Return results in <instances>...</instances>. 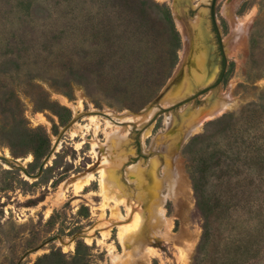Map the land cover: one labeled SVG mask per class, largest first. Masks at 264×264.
<instances>
[{"label":"rangeland","instance_id":"374dc122","mask_svg":"<svg viewBox=\"0 0 264 264\" xmlns=\"http://www.w3.org/2000/svg\"><path fill=\"white\" fill-rule=\"evenodd\" d=\"M211 2L0 0V264H264V0H216L220 38ZM204 8L213 78L125 122L193 80Z\"/></svg>","mask_w":264,"mask_h":264},{"label":"bare ground","instance_id":"6f19581e","mask_svg":"<svg viewBox=\"0 0 264 264\" xmlns=\"http://www.w3.org/2000/svg\"><path fill=\"white\" fill-rule=\"evenodd\" d=\"M204 1H207V0H204ZM178 10L179 9H176V8L174 10L176 19H180ZM206 11H207V9L204 8L202 11H200V13L194 19H192L190 21L191 22L190 30L192 32V35H191L192 36L191 37L192 38V44H191V46L193 48L191 63L194 61L192 64V68H191V72H192L191 76H192L193 80H187L186 83L184 84V86L177 91L171 90V87L173 85H170L168 87V89H165L164 94L161 97L160 103H158V104L151 103L146 109H143L140 112H131L128 114H124L122 118L125 120V122L126 121L130 122L133 120L138 122V123L146 122L158 111L159 106H167V105L172 104L174 101H176L180 97L191 92L192 89H194V87L196 85L206 83L213 78V76L216 72V69H214L211 66L212 64H210V57H209V53H208V51H209V49H208L209 47L207 45L208 44L207 43L208 33L206 31L204 14H203V12H206ZM177 23H178V21H177ZM186 59H187L186 57H183L182 61L180 62V65L182 63L186 62ZM179 71H180V67L176 70V73L170 79V84H172V81L174 80L175 76L179 73ZM226 107H227V102H224L223 100L218 101V103H216L213 110L210 111L209 114H206L205 117H210V116H214L216 114H219ZM108 113L110 115H114V112H112V111H109ZM91 118H93V120H94L95 115H92ZM169 118H170V116H167L166 122L170 126L172 124V121H171L172 118L170 119V121H169ZM200 122H201V120L198 121L197 123L192 122L191 124H189L185 128V130L182 132L181 136L178 138L177 143H180L184 139L185 136L186 137L189 136L190 133L193 132L195 130V128H197L200 125ZM127 132H128V130L125 131L124 135H126ZM131 167H132V165H131ZM170 180H172V178L169 180L167 179L165 181H167L169 183L168 187L172 191L173 187H172ZM165 197H167V195ZM163 201H164V199H160L158 202H156L153 205L154 208L151 207L152 210H155V212L159 216H162V217L164 216V212H165L163 207H162Z\"/></svg>","mask_w":264,"mask_h":264},{"label":"water","instance_id":"95a60500","mask_svg":"<svg viewBox=\"0 0 264 264\" xmlns=\"http://www.w3.org/2000/svg\"><path fill=\"white\" fill-rule=\"evenodd\" d=\"M215 2L216 0H212L211 2V6H210V12H211V15H212V20H213V23H214V27L216 29V32L220 38V32L218 30V27L216 25V22H215V18H214V5H215ZM221 43V42H220ZM171 84H167L164 89L160 92V94L156 97V99L152 102L154 104H158L160 103V100H161V97L163 96L164 94V91L165 89H168V87L170 86ZM207 88V87H206ZM205 89V88H204ZM151 104V103H150ZM164 110H161L157 115H159L160 113H163ZM97 113H100V114H103V115H107L105 112L103 111H100L98 110ZM73 123V122H72ZM72 123L70 124H67L66 126H64L61 130V132L59 133L55 143L53 144L52 148L50 149V151L47 153V155L44 157L43 161L41 162L40 164V167H39V171L36 175H31V176H34V177H37L41 174V172L43 171L46 163L49 161V159L51 158V156L53 155V153L56 151V148L58 146V144L60 143L61 139L63 138V136L65 135V133L67 132V130L70 128V126L72 125ZM5 159H8L6 156H1ZM14 162L16 163H19V160L17 158H13ZM22 167V170L29 175V172L27 171V169L24 167V166H21Z\"/></svg>","mask_w":264,"mask_h":264},{"label":"trees","instance_id":"16d2710c","mask_svg":"<svg viewBox=\"0 0 264 264\" xmlns=\"http://www.w3.org/2000/svg\"><path fill=\"white\" fill-rule=\"evenodd\" d=\"M216 30V29H215ZM225 57H224V61H225ZM192 181H193V188H194V191L197 195V200H198V204H202L201 200H200V192H201V186H200V183H199V180H198V177L196 176V174L194 172H192ZM204 217H205V220H206V223L208 222V217H207V214L205 213V210H204ZM207 225H205V231H207Z\"/></svg>","mask_w":264,"mask_h":264}]
</instances>
